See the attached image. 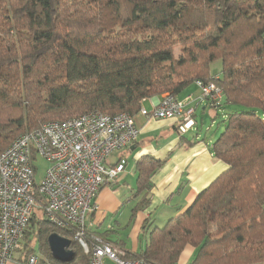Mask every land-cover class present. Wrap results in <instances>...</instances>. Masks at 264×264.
I'll return each instance as SVG.
<instances>
[{"label": "trees", "instance_id": "16d2710c", "mask_svg": "<svg viewBox=\"0 0 264 264\" xmlns=\"http://www.w3.org/2000/svg\"><path fill=\"white\" fill-rule=\"evenodd\" d=\"M198 81L223 89L212 105L226 109L225 127L211 150L227 168L161 227L148 232L146 219L145 249L126 256L176 264L190 245L189 264H264V0H0V152L46 122L95 110L136 115L143 98ZM163 163L137 162L133 215L150 202ZM54 231L72 239L75 255L60 262L49 253L40 264H89L73 229L36 213L26 255ZM109 235L86 232L91 243Z\"/></svg>", "mask_w": 264, "mask_h": 264}, {"label": "built area", "instance_id": "2783aa9c", "mask_svg": "<svg viewBox=\"0 0 264 264\" xmlns=\"http://www.w3.org/2000/svg\"><path fill=\"white\" fill-rule=\"evenodd\" d=\"M200 98L219 105L223 89L214 82H197ZM141 101L140 113L176 121L180 134L195 125L192 96L179 99L171 92L148 110ZM140 134L135 116L127 112L108 114L89 111L66 120H53L34 131L17 136L0 152V264H40V255L25 253V234L36 213L58 228H71L86 253L89 264H150L142 258H128L117 243L86 238L92 225L89 214L96 210L100 189L117 181L125 171L123 154L112 162V152L129 149ZM49 166L43 180H36L37 159Z\"/></svg>", "mask_w": 264, "mask_h": 264}, {"label": "crops", "instance_id": "0c3cea01", "mask_svg": "<svg viewBox=\"0 0 264 264\" xmlns=\"http://www.w3.org/2000/svg\"><path fill=\"white\" fill-rule=\"evenodd\" d=\"M201 93L198 83L193 82L176 95L179 99L192 96L193 101L189 105L196 107L195 125L181 135L175 120L145 116L139 112L134 115L140 134L135 144L121 152L127 157L126 170L116 182L101 188L94 200L96 210L89 214V220L92 221L91 229L95 233L110 231L108 238L113 242H118V245L122 242L123 246H120L125 251L139 253L146 247L148 232L164 225L170 217L182 213L192 204L197 194L227 168V164L211 150V144L223 130L219 127L214 129L216 121L219 116L226 117V109L214 107L208 100L200 98ZM161 98L162 95L148 97L143 105L153 110ZM209 118L212 121L210 127L204 129V123ZM145 156L156 157L164 160V163L152 176L150 202L144 209L138 210L135 217L138 237L146 219L150 221L147 228L149 231L130 248L126 239L119 234L118 227L126 207L133 210L140 199L133 197L137 190L136 164ZM186 251L183 263L189 264L195 247L189 245Z\"/></svg>", "mask_w": 264, "mask_h": 264}, {"label": "rangeland", "instance_id": "374dc122", "mask_svg": "<svg viewBox=\"0 0 264 264\" xmlns=\"http://www.w3.org/2000/svg\"><path fill=\"white\" fill-rule=\"evenodd\" d=\"M180 49H176L175 50V55L177 57L180 56ZM221 65V61H216L213 65H212V68L216 71L219 70V67ZM231 110H234L232 109V107L230 108ZM201 112V111H200ZM140 113V111H139ZM220 118L217 119L216 121V125H215V128L216 129L217 127L220 128H224L225 127V123L223 122V119L221 116H219ZM136 120V119H135ZM201 121V119H200ZM211 120L210 118L207 120V122L204 123V129L206 128H209L210 127V124H211ZM137 123V122H136ZM139 127V126H138ZM179 133V132H178ZM177 133V134H178ZM180 134V133H179ZM178 134V135H179ZM181 135V134H180ZM121 152L122 151H115V152H112L109 156V159L110 161L112 162H115L119 156L121 155ZM132 159V158H131ZM220 159V158H219ZM222 160V159H221ZM223 161V160H222ZM225 162V161H223ZM36 166H37V170H36V180L37 181H41L43 180L44 176H45V173H46V170L49 166V163L42 157H39L37 159V163H36ZM127 168V166H126ZM126 170V169H125ZM129 202H127L126 204H128ZM132 213V214H131ZM138 213V211H135V214L133 215V210H131V207H126V209L124 210L122 216H121V224H119V227H118V231H119V234L121 235V237H124L127 241V245L131 248L134 246L135 242L140 240V237L141 239L144 237L143 233L139 234V237L137 235V226H136V223H137V218L136 217V214ZM49 236V235H48ZM128 237V238H126ZM34 246H35V253L39 254L40 257L44 260V261H50V257H49V253H51L50 251V248H49V245H48V238H47V246L46 244H43L39 239H35L34 240ZM48 247V249H47ZM192 247V246H191ZM187 250V247L183 250V252L181 253V256L179 258V261L177 264H187V263H183L184 260V256L186 254V251ZM195 252V251H194ZM53 257V255H52ZM54 258V257H53ZM55 259V258H54ZM192 259V258H191ZM56 260V259H55ZM191 261V260H190ZM189 261V263H190ZM107 264H114V262H112L111 260H107Z\"/></svg>", "mask_w": 264, "mask_h": 264}, {"label": "water", "instance_id": "95a60500", "mask_svg": "<svg viewBox=\"0 0 264 264\" xmlns=\"http://www.w3.org/2000/svg\"><path fill=\"white\" fill-rule=\"evenodd\" d=\"M48 245L53 257L60 262H69L75 255L72 239L57 231L49 234Z\"/></svg>", "mask_w": 264, "mask_h": 264}, {"label": "bare ground", "instance_id": "6f19581e", "mask_svg": "<svg viewBox=\"0 0 264 264\" xmlns=\"http://www.w3.org/2000/svg\"><path fill=\"white\" fill-rule=\"evenodd\" d=\"M118 180V179H117Z\"/></svg>", "mask_w": 264, "mask_h": 264}]
</instances>
